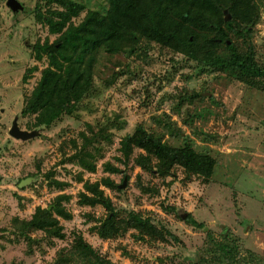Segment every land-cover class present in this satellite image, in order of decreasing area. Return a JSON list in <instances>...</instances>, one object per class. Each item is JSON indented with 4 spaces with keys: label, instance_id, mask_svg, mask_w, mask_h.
Wrapping results in <instances>:
<instances>
[{
    "label": "rangeland",
    "instance_id": "1",
    "mask_svg": "<svg viewBox=\"0 0 264 264\" xmlns=\"http://www.w3.org/2000/svg\"><path fill=\"white\" fill-rule=\"evenodd\" d=\"M19 1L26 10L14 15L6 0H0V264H66L80 251L79 237L103 264H195V255H208L210 242L205 236L212 233V241L221 243L222 224L230 229L225 242L233 249V258L239 251L241 258L250 248L264 256V77L194 53L191 57L141 36L123 50L100 49L92 90L72 112L62 113L49 126H36V114L23 108L49 61L45 54L36 59L33 46L51 43L58 34L49 31L35 10L45 13L63 7L51 0ZM77 1L83 9L72 17L75 24L89 10L101 12L108 4ZM248 18L254 21L251 35L243 28ZM235 25L239 33L227 30L224 37L232 48L220 43L216 56L253 53L264 69V0L242 5ZM203 34L197 32L199 51L210 50ZM14 116L31 137L9 135ZM138 124L169 145L188 141L195 151L212 156L211 176L187 175L177 165L167 176L155 168L144 170L134 161L144 153L138 148L124 159L120 140ZM82 134L92 140L93 172L71 160L84 142ZM107 163L118 171H106ZM26 177L36 179L19 187ZM107 177L115 187L105 185ZM124 178L125 186L119 188ZM86 181L99 183L113 212L100 204L79 202ZM59 195L65 197L58 200ZM53 202L71 214L67 219L52 212L62 237L41 230L29 232L30 239L19 234L14 217L30 219L38 206ZM130 212L151 221L143 230L128 228L113 238L96 232L109 214L118 219L128 218ZM183 212L188 213L185 218L180 217ZM188 218L207 229L192 228ZM214 262L227 264L217 253Z\"/></svg>",
    "mask_w": 264,
    "mask_h": 264
},
{
    "label": "trees",
    "instance_id": "2",
    "mask_svg": "<svg viewBox=\"0 0 264 264\" xmlns=\"http://www.w3.org/2000/svg\"><path fill=\"white\" fill-rule=\"evenodd\" d=\"M51 1L59 3L63 9H49L42 13L36 8L35 11L48 25L49 31L58 36L51 43H37L33 46L36 59L45 54L49 62L23 108V112L36 114V126H49L62 113L72 112L75 104L92 90L93 65L100 49L123 50L128 43L137 42L141 36L191 57L194 53L203 59L211 58L214 64L223 61L232 70L264 77V69L256 64L253 53L243 57L232 51L230 57L223 59L215 53L216 46L220 43L232 48V43L224 37L227 36V30L238 32L235 23L241 6L250 3V0H108L103 11L89 10L78 24L72 22V17L83 9L81 2ZM225 8L231 15L229 20L224 19ZM245 23L244 32L251 35L254 21L248 18ZM197 32L204 33L206 47L210 50L196 49ZM178 133L180 134V130ZM82 137L84 142L71 160H75L82 169L93 172L94 154L89 150L92 140L85 134ZM135 148L144 152L138 154L134 159L135 163L147 171L155 168L160 176L169 175L171 168L177 165L187 175L209 178L215 164L212 156L195 151L188 141L182 146L169 145L148 132L142 124H138L132 133L120 140L119 150L124 159H128ZM105 169L118 171V168L109 163L105 164ZM103 181L107 187L116 186L108 177ZM84 188L86 192L79 193L81 204H100L113 212L112 202L98 182L86 181ZM64 197L59 195L57 199ZM52 212L57 216L71 218V214L58 202H53L46 208L38 206L30 219L13 218L18 225L19 234L30 239L29 232L41 230L52 237H62V227ZM149 221L150 218L144 219L133 212H130L128 218L118 219L115 213L109 214L96 228V232L101 238H113L128 228L143 230ZM187 221L194 222V219L188 218ZM76 248L80 250L77 256L67 258L66 264L70 261L72 264H103V259L94 253L92 246L82 237L78 238ZM196 264L211 263L203 257Z\"/></svg>",
    "mask_w": 264,
    "mask_h": 264
},
{
    "label": "flooded vegetation",
    "instance_id": "3",
    "mask_svg": "<svg viewBox=\"0 0 264 264\" xmlns=\"http://www.w3.org/2000/svg\"><path fill=\"white\" fill-rule=\"evenodd\" d=\"M0 111L3 112V109L0 108ZM14 122L18 126L17 116H14L11 119V126H10L8 132L12 128V125ZM18 128H19V126H18ZM9 135H11V134L9 133ZM190 224H191L192 228H200V226H201V229H203V230L207 229V226H203L200 222H197L195 220H194V222H190ZM221 229H222V231L219 233L220 238H221V243L215 244L212 241L213 240L212 235H211L212 233L209 236H205V240H208V242H210V245H208V248H207L208 255L206 256V259L208 260L209 263L216 264L218 259H220V258H218L217 261L214 262V254L217 253L219 255V257H222L223 263L225 262L227 264H262V263L264 264V256H262V255L257 256L256 253H253V252H256L255 249H253V248H250L251 250L246 251L241 258L239 256L240 251L237 254V257L233 258L232 257L233 249L230 248V246H229L230 244L228 242H225L226 240L229 239L230 229L228 226H225L224 224L221 225ZM207 232H209V231H207ZM235 245L238 246V244L236 242H235ZM201 258H203V256H200L199 254H197L194 256L193 262H195V264H196V262H198ZM239 258L241 260H239Z\"/></svg>",
    "mask_w": 264,
    "mask_h": 264
},
{
    "label": "water",
    "instance_id": "4",
    "mask_svg": "<svg viewBox=\"0 0 264 264\" xmlns=\"http://www.w3.org/2000/svg\"><path fill=\"white\" fill-rule=\"evenodd\" d=\"M5 4H6V6L9 7V9L11 10V12L14 15L18 14L19 12H23L26 10L25 6L19 0H6ZM223 13H224V19L229 20L230 19V13L228 12V10L226 8L223 9ZM9 133L13 137L20 138V139H26V138H29L32 136V133L20 130L15 122L13 123L12 128L10 129ZM34 179H36V178H34V177L23 178L20 180L18 186L22 187V186L30 183ZM125 183H126V178L123 179L122 183L119 184L118 187L123 188L125 186ZM186 215H187V212H183L182 214H180V217L185 218Z\"/></svg>",
    "mask_w": 264,
    "mask_h": 264
}]
</instances>
